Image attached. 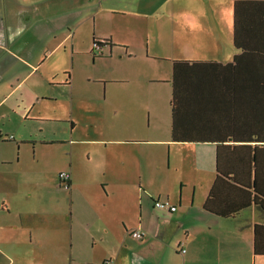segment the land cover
I'll return each instance as SVG.
<instances>
[{"label": "crops", "instance_id": "0c3cea01", "mask_svg": "<svg viewBox=\"0 0 264 264\" xmlns=\"http://www.w3.org/2000/svg\"><path fill=\"white\" fill-rule=\"evenodd\" d=\"M112 1L138 32L98 52L82 0H0V264H46L61 239L46 160L59 164L62 230L105 245L101 264H264V0ZM218 168L250 203L233 217L203 208Z\"/></svg>", "mask_w": 264, "mask_h": 264}, {"label": "rangeland", "instance_id": "374dc122", "mask_svg": "<svg viewBox=\"0 0 264 264\" xmlns=\"http://www.w3.org/2000/svg\"><path fill=\"white\" fill-rule=\"evenodd\" d=\"M121 1V0H118ZM82 15L83 17L87 16H96V24L98 26L100 25V29L97 26V34L98 36L101 35V37H95V39L92 40L91 45L93 44V41L98 40H108L109 36H113V41L116 40V38H121V40H128L129 42L135 41L132 37H129V33L131 35L135 34V26L132 25L135 22V18L131 15H114L112 14L113 8L115 7L114 2L112 0H82ZM123 14V13H120ZM92 22L89 20L87 24L84 25V34H85V28L88 29L90 27ZM138 32V31H137ZM88 33L84 35V38H86ZM102 36H106L103 38ZM170 40V34L167 32H164V38L163 42L167 43L164 44L165 47L168 46V42ZM112 44V43H111ZM105 48H108L109 45H104ZM102 46V47H104ZM120 45L116 46V50L122 49V47H119ZM101 47V50H102ZM100 50V51H101ZM114 51V48H113ZM113 54H116V51L113 52ZM165 54V53H164ZM70 92L65 91L63 94L68 95ZM56 125V126H55ZM55 129L59 130L56 137L61 138L64 134V130L67 128L69 129V124L65 123L64 121L56 122V124H53L50 126V129L48 130L51 132V130ZM67 131V130H66ZM47 149V148H46ZM52 151V150H51ZM48 151H46V159H51L52 154L48 156ZM51 153V152H50ZM51 163H48L46 160V208H49L47 206H50V209L52 210V213L55 214L56 219L58 223H61V229H60V238L58 239L56 243H51L50 245L46 244V264L51 263V256L52 255H61L62 259L65 260V264H70V258L73 257L74 260H80V263L77 264H101L99 262L101 251L105 249V245H96L93 246V244L90 241H83L82 243L75 246V242L71 243V240L69 238V211L68 209L64 207L62 203V197H64V194L62 191L58 189V180H57V171L59 168V164L53 161H49ZM59 177V176H58ZM42 178L41 175L36 176V181L39 183V180ZM59 179V178H58ZM62 185L65 187L64 183ZM62 186V187H63ZM64 189V188H62ZM35 193H43L45 195V191L41 189V186L39 184H36L35 186ZM55 205V208L52 209V206ZM67 224L64 230H62L63 225Z\"/></svg>", "mask_w": 264, "mask_h": 264}, {"label": "trees", "instance_id": "16d2710c", "mask_svg": "<svg viewBox=\"0 0 264 264\" xmlns=\"http://www.w3.org/2000/svg\"><path fill=\"white\" fill-rule=\"evenodd\" d=\"M239 22H238V15H237V5L234 7V42L236 46H239ZM97 44L99 49L104 45H110L109 40H102L94 42ZM96 50V49H94ZM98 53V52H97ZM174 112V107L173 110ZM176 134H175V127H173L172 130V138L173 140H176ZM0 139L2 137L0 136ZM233 174H223L219 171V168L217 170V178L215 182L212 185V188L210 189L208 196L203 204L204 210H206L209 213H212L217 216L221 217H233L238 212L244 208H247L250 206V203L246 200H237L234 198H230L227 194L228 188H235L234 183L235 179L233 177ZM231 178V179H229ZM228 180H231L233 184H229ZM264 209V205L262 206ZM255 253L256 254H263L264 255V249H260L259 242L255 243Z\"/></svg>", "mask_w": 264, "mask_h": 264}, {"label": "built area", "instance_id": "2783aa9c", "mask_svg": "<svg viewBox=\"0 0 264 264\" xmlns=\"http://www.w3.org/2000/svg\"><path fill=\"white\" fill-rule=\"evenodd\" d=\"M100 41V40H98ZM102 41V40H101ZM97 41H93V49L98 50V52L100 51L99 47L97 46L96 43ZM99 54V53H98ZM70 175L68 173H62L59 175V181L64 183L65 187L68 186V180H69ZM154 206L158 207V208H168L169 211L174 212L176 210V207L173 205H170L168 201H159V200H155L154 201ZM131 237H133L134 239H141L143 237V233L140 230H134L130 233ZM182 252H184V250H182ZM104 264H110L109 262H105Z\"/></svg>", "mask_w": 264, "mask_h": 264}]
</instances>
